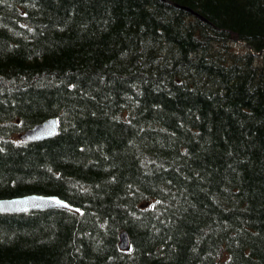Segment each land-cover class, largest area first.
I'll list each match as a JSON object with an SVG mask.
<instances>
[{"label":"trees","instance_id":"trees-1","mask_svg":"<svg viewBox=\"0 0 264 264\" xmlns=\"http://www.w3.org/2000/svg\"><path fill=\"white\" fill-rule=\"evenodd\" d=\"M27 193L79 212L0 211V264H264V0H0V198Z\"/></svg>","mask_w":264,"mask_h":264},{"label":"water","instance_id":"water-1","mask_svg":"<svg viewBox=\"0 0 264 264\" xmlns=\"http://www.w3.org/2000/svg\"><path fill=\"white\" fill-rule=\"evenodd\" d=\"M187 10L197 16L200 14L191 8L184 6ZM203 18V17H202ZM58 132V118L51 116L17 133L21 140H40L51 137ZM69 208L79 211V208L69 204L66 200L55 194L27 193L18 196L0 198V211L14 212L26 211L39 208ZM130 245L129 235L126 229L119 233V247L127 249Z\"/></svg>","mask_w":264,"mask_h":264},{"label":"rangeland","instance_id":"rangeland-1","mask_svg":"<svg viewBox=\"0 0 264 264\" xmlns=\"http://www.w3.org/2000/svg\"><path fill=\"white\" fill-rule=\"evenodd\" d=\"M231 46L233 47L234 50H239V51H244L245 50L244 43L240 42V41H233ZM15 136L17 137V134Z\"/></svg>","mask_w":264,"mask_h":264},{"label":"bare ground","instance_id":"bare-ground-1","mask_svg":"<svg viewBox=\"0 0 264 264\" xmlns=\"http://www.w3.org/2000/svg\"><path fill=\"white\" fill-rule=\"evenodd\" d=\"M79 212V211H78Z\"/></svg>","mask_w":264,"mask_h":264}]
</instances>
